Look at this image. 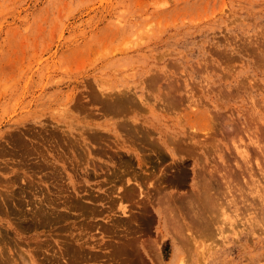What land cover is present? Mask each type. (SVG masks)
<instances>
[{"label":"rangeland","instance_id":"obj_1","mask_svg":"<svg viewBox=\"0 0 264 264\" xmlns=\"http://www.w3.org/2000/svg\"><path fill=\"white\" fill-rule=\"evenodd\" d=\"M0 264H264V0H0Z\"/></svg>","mask_w":264,"mask_h":264},{"label":"bare ground","instance_id":"obj_2","mask_svg":"<svg viewBox=\"0 0 264 264\" xmlns=\"http://www.w3.org/2000/svg\"><path fill=\"white\" fill-rule=\"evenodd\" d=\"M251 127H252V126H251ZM202 135H203V134H202ZM200 141H201V140H200ZM257 143H258V142H257ZM260 146H261V145H260ZM259 148H260V147H259ZM241 152H242V151H241ZM200 168H201V167H200ZM202 175H203V174H202ZM216 179H217V178H216ZM205 181H206V180H205ZM254 186H255V185H254ZM257 186H258V185H257ZM250 190H251V189H250ZM260 190H261V189H260ZM247 198H248V197H247ZM201 199H202V198H201ZM188 200H190V199H188ZM224 201H225V200H224ZM242 201H244V199H243ZM244 202H245V201H244ZM202 205H203V204H202ZM245 205H246V204H245ZM208 208H209V207H208ZM206 210H207V209H206ZM218 210H220V209H218ZM189 211H190V210H189ZM216 211H217V210H216ZM245 211H246V210H245ZM194 212H195V210H194ZM194 212H193V213H194ZM220 212H221V211H220ZM222 212H223V211H222ZM222 212H221V214H222ZM223 213H225V212H223ZM208 214H209V213H208ZM194 217H195V216H194ZM241 217H242V216H241ZM217 218H219V217H217ZM217 218H216V219H217ZM224 218H225V217L223 216V219H224ZM249 218H250V217H249ZM247 219H248V218H247ZM214 220H215V219H214ZM248 220H249V219H248ZM203 221H205V220H203ZM219 221H220V219H219ZM223 221H224V220H223ZM223 221H222V222H223ZM216 222H217V221H216ZM220 222H221V221H220ZM194 225H195V224H194ZM217 227H218V226H216V228H217ZM218 230H219V228H218ZM218 230H217V231H218ZM218 233H219V232H218ZM189 244H190V243H189ZM184 245H185V244H184ZM192 246H193V245H192Z\"/></svg>","mask_w":264,"mask_h":264}]
</instances>
